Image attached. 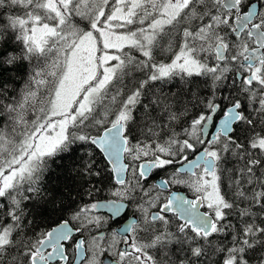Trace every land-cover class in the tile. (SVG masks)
I'll return each mask as SVG.
<instances>
[{
    "label": "snow or ice",
    "instance_id": "snow-or-ice-1",
    "mask_svg": "<svg viewBox=\"0 0 264 264\" xmlns=\"http://www.w3.org/2000/svg\"><path fill=\"white\" fill-rule=\"evenodd\" d=\"M0 264H264V0H0Z\"/></svg>",
    "mask_w": 264,
    "mask_h": 264
},
{
    "label": "flooded vegetation",
    "instance_id": "flooded-vegetation-1",
    "mask_svg": "<svg viewBox=\"0 0 264 264\" xmlns=\"http://www.w3.org/2000/svg\"><path fill=\"white\" fill-rule=\"evenodd\" d=\"M164 175H165V174H164L163 172H161V173L159 174V176H154L153 179H152V181H150V183L153 182L155 179H158V178H160V177H163ZM173 190H175V191H183L185 194H187V195L190 196V193H187V190L184 189V188H182V187H180V188H175V189H173ZM107 198H108V197H107ZM105 214H107V213H105ZM128 214L131 215V212H129ZM113 226L115 227L116 225H113ZM100 259L103 261V260L110 259V257L108 256V254H104L103 256L100 257Z\"/></svg>",
    "mask_w": 264,
    "mask_h": 264
},
{
    "label": "trees",
    "instance_id": "trees-1",
    "mask_svg": "<svg viewBox=\"0 0 264 264\" xmlns=\"http://www.w3.org/2000/svg\"><path fill=\"white\" fill-rule=\"evenodd\" d=\"M107 197H108V194H107V193H104V194H102V197H101V198L106 199ZM56 223H57V222L49 221L48 224H47V226H48L49 228H50V227H54V226H56Z\"/></svg>",
    "mask_w": 264,
    "mask_h": 264
},
{
    "label": "water",
    "instance_id": "water-1",
    "mask_svg": "<svg viewBox=\"0 0 264 264\" xmlns=\"http://www.w3.org/2000/svg\"><path fill=\"white\" fill-rule=\"evenodd\" d=\"M179 192H183V191H179ZM184 193V192H183Z\"/></svg>",
    "mask_w": 264,
    "mask_h": 264
}]
</instances>
